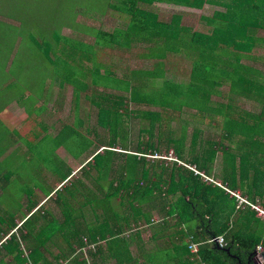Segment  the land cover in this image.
I'll return each mask as SVG.
<instances>
[{"label":"crops","instance_id":"crops-1","mask_svg":"<svg viewBox=\"0 0 264 264\" xmlns=\"http://www.w3.org/2000/svg\"><path fill=\"white\" fill-rule=\"evenodd\" d=\"M226 2L209 4L208 16L219 19L224 34L222 41L216 42L217 49L211 51L209 82H200L209 94L196 98L192 109L183 108L181 117L193 119L183 131L185 138L179 152L184 163L192 162L204 175L197 174L202 186L193 195L195 208L209 209L214 230L229 229L240 240L256 241V246L245 252V261L237 262L259 264L255 259L258 254L264 255V218L247 207H236L228 190L264 205V0L242 7L241 14L233 18L221 14L231 5ZM235 12L239 14L238 8ZM200 21L204 23L203 15ZM209 30L212 31L211 25ZM199 31L207 32L205 26ZM55 52L64 60L63 65L58 62L60 70L78 72L90 65L85 64L87 55L82 51L61 48ZM48 66L51 71L57 68L50 63ZM52 77L55 78L51 84L42 83L38 89L24 84L16 87L14 83L12 94L5 95L3 101L0 99V243L15 234L25 256L31 254L32 248L40 254L37 263L29 259L31 264H66L76 251L87 259L89 250L100 244L104 249L98 260L115 264L116 258L110 256L109 250L120 253L123 235L131 255L127 264H179L186 255L184 243L188 239H179L180 233L198 230V221L196 218L185 221L180 216V212H186L192 217L188 206L168 211L180 199V192L170 191L167 186L171 178L189 168L166 160L151 164L146 161L150 191L147 188L148 191L138 193L136 188L129 198L123 199L121 193H108L109 177L98 176L97 172L91 176L90 172L84 173V168H89L93 161L90 148H80L81 152L75 155L66 141L54 148V142L66 134L67 128L77 131L70 135H99V128L105 134L104 123L97 122L100 94L93 91L91 97L92 89L84 91L78 86L76 91L68 78L53 72ZM81 99L96 102L98 129L90 127L89 104L81 108ZM102 101L104 107V96ZM46 138L51 144L47 149L50 171L41 177L42 160L27 161L26 176L20 175L12 158L27 159L28 152ZM100 148L93 152L101 153ZM137 174L138 171L133 181ZM159 188L160 195L156 193ZM176 203L179 208L184 206L183 202ZM118 230L122 232L117 234ZM174 234L175 238L178 236L174 243L179 248H171L169 252L164 241ZM71 249H76L75 253ZM11 259L12 255L2 248L0 264Z\"/></svg>","mask_w":264,"mask_h":264},{"label":"trees","instance_id":"trees-1","mask_svg":"<svg viewBox=\"0 0 264 264\" xmlns=\"http://www.w3.org/2000/svg\"><path fill=\"white\" fill-rule=\"evenodd\" d=\"M105 2L104 13L109 11L110 14L117 15L119 18L118 25L112 27L110 30L96 27H92L91 31L74 30L76 31L75 33H81V35H83V32L89 34L91 39L84 41L82 36L77 37L75 34L71 36V38L76 39L74 41L75 46L62 44L64 50L73 48L77 51H82L84 55H88L87 59L90 60V65L86 69L78 72L75 69V72L60 70L58 62L63 65L64 60L60 55L56 54L55 51L57 50L53 49L54 46L59 47L56 41L53 44L51 43L52 49L48 47L45 49L47 52H42H45L44 55L47 63L55 65V67L57 66V68L52 69V72L65 79L68 78L76 87H74L76 91H78L79 86L80 90L92 89L91 92L93 93L94 91L95 95L100 94V108L97 114V122L99 121L100 124L104 123L106 129V133L104 135L101 134L99 138L96 133L90 136L80 134L70 135L77 131L73 129L75 131L73 132L70 130L71 128H67L64 131L66 134L61 135V138L54 142V148L63 144L64 141L68 144L71 142L73 144L77 143L80 148H90L92 154L91 160L93 161L90 162L89 168H84V173L90 172L91 176L92 173L97 172L99 173L98 176L104 175L105 177H109L110 188L107 192L115 195L121 193V198L123 199L126 196L129 198L136 188L138 193L141 190L143 192L145 190L148 191L147 188L150 191L151 186L148 185V179L146 178L147 168L145 167L148 160L145 159L143 154L146 155L148 152H151L150 154H161L172 149L176 156L182 160L183 157L179 149L185 138L183 131L191 124L192 120L189 118L183 119L181 114L184 107L187 109L194 107L196 98L209 94V90L203 88L200 82H209L211 51L217 49L216 42L222 41L221 36L224 34V29L220 28L217 22L219 19L215 17L212 19L208 15L203 16V25L207 30L204 33L182 24L180 22L182 17L181 12L173 13L169 18L163 19L159 17L158 13L151 6L154 3H166L198 8L202 3L227 2L226 0H105ZM228 2L231 5L226 8V12L221 13L224 18H227L228 15L232 18L240 15L242 7L249 6V3H258V0H228ZM234 3H237V5L235 6ZM236 7L239 14L235 12ZM216 13L218 14V12ZM89 15L90 13L87 16ZM210 25L212 26V31L209 30ZM238 25L240 27L241 23H238ZM31 36L36 39L34 35ZM61 37L63 36L60 35L59 38ZM65 37L69 39L67 36ZM78 44L83 48H78ZM36 47H38V42L36 43ZM135 48L140 49L135 57L140 59L143 64L135 67L124 66L122 68L123 66H121L120 75H117V64L106 63L105 60L100 61L95 57L96 49H112L129 53ZM49 55H54V57H50ZM177 55L184 57L189 63V69L185 76L171 71L170 67L167 66L170 63L168 60L169 56L174 57ZM12 57L13 54H11V57H7L8 59L5 61V63L7 62V66L10 64L16 65L13 63ZM206 65L207 67L205 68L204 66ZM7 68L5 71H8ZM102 69L103 71H101ZM217 73L218 71L215 68V74ZM12 85L13 82L9 81L10 88ZM99 87L102 90L98 91ZM106 90H111L112 92ZM94 94H91V97ZM102 96L105 98L104 107L101 104L103 102ZM130 103L150 106L154 107V109L141 111L139 109H130L128 108ZM173 113H177L176 117ZM135 116L148 119L146 140L137 137L135 141L130 138L131 118ZM172 120H175L179 124L177 134L174 127L169 124ZM162 141L165 144L164 150H161L158 146ZM48 142L50 143V141ZM51 143L53 144V142ZM99 147H101V153L97 151L93 152V150ZM115 147H118L119 150L116 151ZM156 159H153L149 164L158 160H164ZM191 163L189 161V164ZM51 171L53 172L54 169H51ZM136 171H138L137 178L135 179L136 181H133L132 177ZM180 173L182 174L174 176L173 179L171 178L167 188L170 191L177 190L180 192V200L185 203V206H188L192 216L185 219V221H188L189 218H196L198 230H187L185 233H180L179 239L183 240L184 237L188 239L184 243L186 255H184V260L179 264H240L237 260L239 262L245 261V252L252 250L257 242L254 240H240L229 229L214 230L211 228L212 213L209 212V209L205 211L199 210L194 205L193 195L202 186L200 177L189 169L182 170ZM176 179H179L180 182L177 183ZM115 180H117L116 183L114 182ZM203 188L205 189L206 186ZM156 193L158 195L161 194L160 188ZM206 206H209V202L206 203ZM193 208H195V213L193 212ZM174 209L172 208L168 211L171 213ZM9 226L11 227L12 225ZM120 232L122 231L118 230L117 234ZM220 234L226 241L225 246L220 247L208 242L210 237ZM121 238L122 244L119 242L120 253L114 254V249L109 250L110 256L116 258L115 264H127L131 258L128 242L124 240L123 235H121ZM190 243L197 244L194 252L188 249ZM79 245H82V243H79ZM2 248H5L6 252L12 255V259L8 263L3 264H31L29 259L36 263L40 259V254L36 253L37 250L35 248H32L33 251L35 250L34 252L31 250V254L25 256L17 240V236L13 233L10 234L5 243H0V250ZM103 249L102 245L95 244L94 250H89L88 257L90 258V263L87 262L86 257L82 256L83 253L81 251L77 253L76 249H71L73 253L76 251V254H73L66 264H104L98 260V255H100ZM122 249L124 250L123 253L121 252ZM225 249H229V251L226 252ZM132 260L136 261V258ZM153 260V258H150V262H154Z\"/></svg>","mask_w":264,"mask_h":264},{"label":"rangeland","instance_id":"rangeland-1","mask_svg":"<svg viewBox=\"0 0 264 264\" xmlns=\"http://www.w3.org/2000/svg\"><path fill=\"white\" fill-rule=\"evenodd\" d=\"M105 7V0H0V65L3 66L0 68V99L3 101L5 95L10 96L14 91L9 87V81L13 82V84L15 83L16 87H20V85L24 84L25 86L33 85L32 88L34 89H38L39 85L42 83L48 82L51 84L55 77H52V71L42 51L47 52L45 49L48 47L52 49L51 43L53 44L55 41L58 42L59 45V47H53V49L56 50L61 49L62 44L75 46L74 41H76V39L71 38V36L75 34L77 37L82 36L84 41L91 39L90 35L84 32L83 35H81V33H75L77 30L91 31L93 29L92 27L110 30L112 27L118 25V16L110 14L109 11L104 13ZM209 7V3H202L198 8L166 3H154L151 6V8L158 13L159 17L163 19L169 18L173 13L181 12L182 17L180 22L196 30H202L204 25H202L203 23L200 21V16L210 15L211 10ZM84 13H86V15H84ZM89 13L90 15L87 16ZM31 35H34L36 39L32 38ZM60 35L64 38H59ZM65 36L69 39H66ZM37 42L38 47H36ZM78 48L83 47H80L78 44ZM139 50V48H135L129 53H123L119 50L96 49L95 57L100 61L105 60L106 63L111 62L117 64V75H120L121 66L124 68V66L135 67L143 64L140 59L135 57L136 54L139 53ZM11 54H13V63L16 65L10 64L7 66V62L5 63V61L8 59L7 57H11ZM87 57L88 55L85 58L87 59ZM168 60L170 63H168L167 66L170 67L171 71L185 76L189 69V63L184 57L180 55L174 57L169 56ZM88 63H90L89 59H87L85 64L88 65ZM6 67H8V71H5ZM89 92L91 93V90ZM67 95L69 96V93ZM103 102H101V104H103ZM84 104H89L90 127L98 129L99 126L96 124V102L93 104L87 102L85 99H81V108ZM28 106L32 107V104ZM128 108L139 109L140 111L145 108L154 109V107L137 105L134 103H130ZM190 112L192 113L193 110H190ZM80 113L82 115V111H80ZM173 115L176 117L177 113H173ZM189 119H193V117L190 116ZM131 120L130 138L135 141L137 137L146 140L148 119L135 116L131 118ZM169 124L174 127L177 134L179 124L175 120L170 121ZM99 130L100 134L98 137L100 138L101 128H99ZM46 140L50 141L48 138H46ZM46 140L42 141L41 144L37 143L38 145L35 146L34 150L28 152L27 159L25 157L12 158V162L16 164L15 170H17L20 175L26 176L27 167L29 166L26 164L28 163L27 161L42 160L41 177H44L47 172L50 171V166L47 162L49 161V150H47V147H49L48 145H50V143ZM69 144L72 150L70 151L69 149V151L73 153V155L81 152L79 144H73L72 142ZM158 146L161 150H164L165 144L162 141ZM115 150L118 151L119 148L115 147ZM16 155H19V153ZM147 155H144L145 159L151 162L153 158ZM22 159L25 161L21 162ZM177 201L178 203L182 202L180 199L176 200V202ZM176 202L173 206V208H175L174 211H177V209H184L185 205L179 208ZM180 216H184L183 218L185 220L188 218L189 214L180 212ZM188 224L189 222L187 225ZM177 237L175 238L174 234V237L171 235L164 241L169 245V252L172 250L171 248H179V245L174 243V239H177ZM87 262L90 263L89 257H87Z\"/></svg>","mask_w":264,"mask_h":264},{"label":"built area","instance_id":"built-area-1","mask_svg":"<svg viewBox=\"0 0 264 264\" xmlns=\"http://www.w3.org/2000/svg\"><path fill=\"white\" fill-rule=\"evenodd\" d=\"M140 155V154H138ZM145 155V154H144ZM147 155V154H146ZM150 158H158V159H164L166 161H172L175 162L179 165H184L186 167H188L189 169H191L194 173L196 174H200L202 175L201 172H199L193 165L188 164V163H184L183 161H181L180 159H178V157L176 156V154L174 153V151L172 149H169L166 153H153V154H149L147 155ZM204 176V175H202ZM206 179H208V177H205ZM211 180V178H209ZM229 193L234 196L235 201H236V207L238 208H242V207H247L249 209H251L252 211H254V213L261 218H264V205L262 203H260L259 201H251L249 199H247L244 195L240 194L239 192L233 191V190H228ZM208 242L210 243H214L220 247H223L226 245V241L224 239V237L222 235H216V236H212L208 239ZM189 249L191 251H195L197 244L195 243H190L189 244ZM258 250H261V248L258 246ZM257 261L259 262V264L264 263V255H258L257 256Z\"/></svg>","mask_w":264,"mask_h":264},{"label":"water","instance_id":"water-1","mask_svg":"<svg viewBox=\"0 0 264 264\" xmlns=\"http://www.w3.org/2000/svg\"><path fill=\"white\" fill-rule=\"evenodd\" d=\"M225 251L227 252V251H229V249H225ZM261 254H263V253H261Z\"/></svg>","mask_w":264,"mask_h":264},{"label":"clouds","instance_id":"clouds-1","mask_svg":"<svg viewBox=\"0 0 264 264\" xmlns=\"http://www.w3.org/2000/svg\"><path fill=\"white\" fill-rule=\"evenodd\" d=\"M258 255H262V254H258ZM258 255H257V256H258ZM257 258H258V257H257Z\"/></svg>","mask_w":264,"mask_h":264},{"label":"flooded vegetation","instance_id":"flooded-vegetation-1","mask_svg":"<svg viewBox=\"0 0 264 264\" xmlns=\"http://www.w3.org/2000/svg\"><path fill=\"white\" fill-rule=\"evenodd\" d=\"M257 259H255V261H256Z\"/></svg>","mask_w":264,"mask_h":264}]
</instances>
